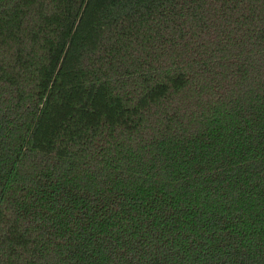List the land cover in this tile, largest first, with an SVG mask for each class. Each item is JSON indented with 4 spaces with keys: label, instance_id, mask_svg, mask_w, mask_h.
<instances>
[{
    "label": "trees",
    "instance_id": "16d2710c",
    "mask_svg": "<svg viewBox=\"0 0 264 264\" xmlns=\"http://www.w3.org/2000/svg\"><path fill=\"white\" fill-rule=\"evenodd\" d=\"M0 264H264V0H0Z\"/></svg>",
    "mask_w": 264,
    "mask_h": 264
}]
</instances>
